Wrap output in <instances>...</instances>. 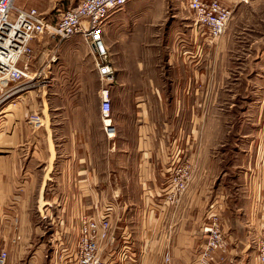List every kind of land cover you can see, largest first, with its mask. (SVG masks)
I'll return each instance as SVG.
<instances>
[{"label":"rangeland","instance_id":"obj_1","mask_svg":"<svg viewBox=\"0 0 264 264\" xmlns=\"http://www.w3.org/2000/svg\"><path fill=\"white\" fill-rule=\"evenodd\" d=\"M78 1L15 0V5L34 7L50 18ZM159 1L164 5L162 17L156 16L152 20L148 15L139 17L136 14L129 18L131 20L125 21L122 33L126 38L125 48L133 53H137L139 48H147L150 52L157 50L155 55L159 56L157 63L163 77L168 69L165 57L171 53L175 70L173 76H187L194 80L184 90L187 98L181 105L179 115L182 118L179 122L183 126L181 134L180 125L177 129L173 122L172 129L168 127L170 131L164 132L166 136L158 137L163 139L164 147L159 159L164 173L160 193L165 202L167 195L161 189L165 187L166 181L188 179L187 188L182 194L176 197L173 204H166L176 206L192 184L195 183L192 189L202 187L201 204L206 219L215 213L219 216L220 227L231 240L232 237L234 241L247 238L249 244L244 252H240L242 247L236 248L238 261L234 259L237 253H225L224 264H253L255 242L261 233L259 235L254 227L249 226L243 216H232V210L234 208L239 213L245 205V189L239 185L241 179H256L257 171L252 176L245 174L250 160L260 165L264 158L260 147V139L264 138V67L259 63L264 53V0H250L236 5L232 2L233 13L227 28L217 43L211 45L203 44L205 35L201 36V29H197V39L190 34L194 21L185 9V0ZM221 1L227 3V0ZM179 16L187 19L185 23H181ZM146 36L149 46L145 48ZM61 43L57 38L46 36L36 41V66L44 60L47 62L50 57H55L56 60L51 64H56ZM181 63L187 65L185 72L180 70ZM175 91L178 89L174 88ZM28 95L36 100V90ZM17 106L6 104L0 115V242L6 238L9 264H63L67 259V243L74 235V230H70L64 221L63 214L68 207L60 212L56 204L59 200L52 199L50 189L44 195L38 193V182L45 169L46 159L40 150L46 148V142L42 129L33 130L26 117L12 129L17 120L15 116L8 115L6 118L5 115L17 112ZM126 107L131 113V104H112L113 118L118 120ZM142 108L146 114L149 104ZM122 123L123 128L112 123L115 138L123 133L120 137L125 141L121 144L132 150V130L125 121ZM35 145L38 154H32L31 149ZM113 156L114 160L121 159L120 153ZM137 156V153H131L124 160L128 169H124L118 179H96L97 182L109 190L121 192L123 188L126 189L124 183H131L128 179H135ZM27 169L30 170L29 176L36 182L32 186L24 183L28 180ZM50 184L48 188H51ZM232 187L239 207L232 197ZM127 189L132 191L135 186L128 184ZM97 203L100 209L105 205L112 207V222L122 217L120 200L97 198ZM16 218L19 239H13L16 237L13 234ZM232 224L235 230H232Z\"/></svg>","mask_w":264,"mask_h":264},{"label":"crops","instance_id":"obj_2","mask_svg":"<svg viewBox=\"0 0 264 264\" xmlns=\"http://www.w3.org/2000/svg\"><path fill=\"white\" fill-rule=\"evenodd\" d=\"M230 2L231 0H227V3ZM123 8L121 12L110 14L103 27L102 40L106 56L97 55L80 35L61 41L59 61L49 66L53 78L51 87L47 90H36V100L28 95L29 92L21 101L13 103L14 106L18 105V111L5 116H15L17 121L12 129L31 113H38L43 118L44 125L40 129L43 131L46 148L38 150L46 159L45 169L38 182V193L44 195L50 189L52 199L59 200L56 204L60 212L68 207L63 214L64 221L70 230H74V235L67 243L66 253L73 251L76 246L79 215L82 212L97 214L101 207L97 198L105 201L114 199L122 203V217L111 224L115 242L99 250L102 264H190L204 240L201 227L208 220L202 211L203 188L192 189L194 183L183 193L176 206L166 205L164 196L160 193L164 173L159 159L164 147L163 139L158 137H165L164 132L172 129L173 122L177 129L180 125L181 134L183 126L179 122L182 119L179 115L181 105L187 98L184 90L194 80L187 76H173L175 70L171 53L166 54L165 63L168 69L163 77L159 62L157 63L159 56L155 55L157 50L150 52L146 48L149 46L147 36L144 46L146 49L139 48L137 53H133L125 48L126 38L122 33L125 21L131 20L129 18L136 14L139 17L148 15L152 20L156 16L162 17L163 3L159 0H129ZM185 9L193 19L186 0ZM178 18L181 23L187 20L185 17ZM191 25L190 34L196 38L197 29L200 28L194 22ZM221 35L214 40L205 35L202 38L203 44H216ZM42 37L36 41H40ZM259 63L264 67V53ZM103 64L112 68L111 77L108 79H102L99 75L98 67ZM185 66L187 67L180 64L181 72H185ZM174 88L178 89L175 93ZM103 89L108 91L112 123L123 128L122 121H125L132 130V150L121 144L125 141L120 137L123 133L120 132L118 138H108L103 131L100 120ZM112 104H131V113L126 107L121 116H124V120L119 122V117L116 121L112 114ZM148 104L149 110L144 114L142 107ZM260 140V147L264 152V138ZM31 151L32 154H38L37 146ZM115 153H120L121 159L114 160ZM131 153L138 154L137 172L135 179H128L131 183H124L126 189L123 188L121 192L109 190L97 182L96 179H118L122 176L124 169H128L124 160ZM26 171L28 180L24 183L28 186L36 184L29 176L30 170ZM255 171L256 179H241L239 185L245 189V205L239 213L233 208L232 216H243L245 222L260 235L264 224V158L260 165L251 159L245 174L252 176ZM48 184L51 188H48ZM128 184H133L135 189L129 191ZM234 188L232 187V197L237 201ZM233 225L232 230H235ZM226 236L228 253L232 251L236 254L237 247H242L240 252H244L249 246L247 238L234 241L233 237L231 240L229 235ZM124 237L127 239L124 240ZM124 243L130 246L129 254L132 256L126 260L120 258V248ZM6 244V238H3L0 248H5ZM226 255L220 254L215 264H224ZM234 259L238 261V253ZM252 262L258 264L256 254Z\"/></svg>","mask_w":264,"mask_h":264},{"label":"built area","instance_id":"obj_3","mask_svg":"<svg viewBox=\"0 0 264 264\" xmlns=\"http://www.w3.org/2000/svg\"><path fill=\"white\" fill-rule=\"evenodd\" d=\"M129 0H79L75 5L59 10L55 17L44 16L34 7L16 6L15 0H0V115L6 104L21 101L35 90L51 87L53 78L49 66L56 59L50 57L36 66L34 41L41 36L67 40L80 35L102 57L103 27L110 14L122 9ZM250 0H186L193 14V21L210 40L221 35L232 17L234 5ZM46 62V63H45ZM102 79L111 77L112 68L103 64L98 67ZM108 91L101 92L100 120L105 134L115 133L110 116ZM29 126L35 130L44 125L38 113L27 117ZM188 179H168L162 190L165 203H174L176 197L187 188ZM112 207L103 206L97 214L82 212L78 219V240L73 251L67 252L65 264H102L99 250L115 242L112 230ZM204 240L190 264H215L220 254L227 253L228 238L220 227L219 216L213 213L201 227ZM13 239H19L17 218ZM124 240L127 237L123 238ZM258 264H264V224L262 233L255 242ZM127 243L120 248V258H132ZM7 251L0 248V264H9ZM167 260V255H165Z\"/></svg>","mask_w":264,"mask_h":264},{"label":"bare ground","instance_id":"obj_4","mask_svg":"<svg viewBox=\"0 0 264 264\" xmlns=\"http://www.w3.org/2000/svg\"><path fill=\"white\" fill-rule=\"evenodd\" d=\"M115 134L116 133H114V134L113 133H109L108 138H113L115 136Z\"/></svg>","mask_w":264,"mask_h":264}]
</instances>
